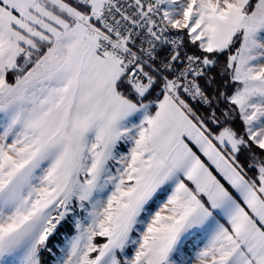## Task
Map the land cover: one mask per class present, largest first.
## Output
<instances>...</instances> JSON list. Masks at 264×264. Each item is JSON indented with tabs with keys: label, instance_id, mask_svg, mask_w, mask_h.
<instances>
[{
	"label": "snow or ice",
	"instance_id": "1",
	"mask_svg": "<svg viewBox=\"0 0 264 264\" xmlns=\"http://www.w3.org/2000/svg\"><path fill=\"white\" fill-rule=\"evenodd\" d=\"M0 264H264V0H0Z\"/></svg>",
	"mask_w": 264,
	"mask_h": 264
}]
</instances>
